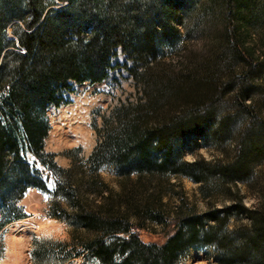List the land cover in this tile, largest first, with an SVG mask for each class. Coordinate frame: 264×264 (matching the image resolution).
Segmentation results:
<instances>
[{"label": "trees", "instance_id": "1", "mask_svg": "<svg viewBox=\"0 0 264 264\" xmlns=\"http://www.w3.org/2000/svg\"><path fill=\"white\" fill-rule=\"evenodd\" d=\"M182 19L203 42L174 65L162 50L176 47ZM116 48L140 97L102 117L87 158L60 167L43 152L46 109L68 103L73 83L104 79ZM263 109L264 0H0V229L26 216L19 201L36 188L50 196L45 215L73 230L67 242L33 238L34 264H175L204 246L218 264H264V184L253 208L236 185L264 166ZM198 140L220 155L185 160ZM108 165L115 185L99 174ZM180 176L198 183L206 210L173 189ZM219 197L231 203L217 207ZM240 218L248 223L229 224ZM147 222L162 241L140 237Z\"/></svg>", "mask_w": 264, "mask_h": 264}, {"label": "rangeland", "instance_id": "2", "mask_svg": "<svg viewBox=\"0 0 264 264\" xmlns=\"http://www.w3.org/2000/svg\"><path fill=\"white\" fill-rule=\"evenodd\" d=\"M183 19L176 23L180 32V40L174 49L163 48L165 62L179 64L186 62L184 55L189 51H196L202 44L201 37L196 31L185 35ZM184 49V50H183ZM133 62L121 50L116 48L114 54L110 56V68L107 75L101 81L95 83H73L72 90L64 93L68 103L59 106L50 105L46 109V116L49 129L43 139V152L53 154V161L60 167H69L75 157L85 159L93 150L94 146L101 140L98 132L102 127V117L108 116L110 110L121 103L135 102L140 97V86L135 83L129 68ZM77 113V114H76ZM264 115V109H263ZM73 117V118H72ZM79 117V119H78ZM72 118V119H71ZM78 119V122L86 132V140L75 144L61 143L56 136L55 128L66 121ZM55 136V137H54ZM201 140V139H200ZM198 140V145L194 148H186L183 151V158L192 161L197 158L213 160L220 155L219 147H212ZM30 160L34 158L28 155ZM38 169L45 180L47 187L52 189L54 177L52 173L42 163H37ZM100 176L109 184L115 185L114 167L106 166L100 170ZM174 182L173 189L179 190L181 187L189 203L195 205L196 210L204 211L207 204L202 199L198 190V183L187 177H170ZM253 182L250 186L237 183V188L244 196L243 205L253 208L256 203V196L260 185L264 184V166L257 167L254 173ZM250 180V181H251ZM172 196V195H171ZM50 196L34 188L28 189L20 199V204L25 213V217L13 220L0 229V264H34L30 257V248L33 238L42 241H70L73 226L67 222L47 217L45 215ZM177 203V198L171 197V204ZM231 203L230 200L220 198L216 206L224 207ZM248 223L246 218L238 220L231 219L229 224ZM145 229L137 230L140 237L145 241L160 242L164 239L165 233L161 225L147 222ZM218 252L214 246L190 247L184 251L175 264H218ZM58 264H100L96 259L85 256H78Z\"/></svg>", "mask_w": 264, "mask_h": 264}, {"label": "bare ground", "instance_id": "3", "mask_svg": "<svg viewBox=\"0 0 264 264\" xmlns=\"http://www.w3.org/2000/svg\"><path fill=\"white\" fill-rule=\"evenodd\" d=\"M78 119L77 118H75V120L68 119V121H66L64 124L59 125L55 128L57 139L61 143L75 144L77 142H80V141L83 142L86 140L87 137L84 133L86 131L84 130L83 132V127L78 122Z\"/></svg>", "mask_w": 264, "mask_h": 264}]
</instances>
